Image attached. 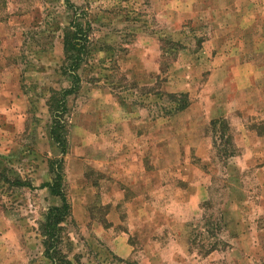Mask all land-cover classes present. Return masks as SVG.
<instances>
[{
    "label": "rangeland",
    "instance_id": "rangeland-1",
    "mask_svg": "<svg viewBox=\"0 0 264 264\" xmlns=\"http://www.w3.org/2000/svg\"><path fill=\"white\" fill-rule=\"evenodd\" d=\"M57 179L71 264H264V0H0V264H54Z\"/></svg>",
    "mask_w": 264,
    "mask_h": 264
},
{
    "label": "trees",
    "instance_id": "trees-1",
    "mask_svg": "<svg viewBox=\"0 0 264 264\" xmlns=\"http://www.w3.org/2000/svg\"><path fill=\"white\" fill-rule=\"evenodd\" d=\"M71 29V28H70ZM81 29H79V31L77 32H72V34H69L70 32H68L64 38H63V43H64V54L65 57H67V59L71 60L73 58V66L70 67L71 69H74V71L76 70V67L80 66L81 63L83 62V59H85L86 57L82 56L80 57L79 53L77 56L75 55H68L69 52V48H76L78 41L80 40V33ZM69 34V35H68ZM68 74V73H67ZM70 76H74V73H69ZM72 76V77H73ZM76 77V75H75ZM79 77H76V79L78 80ZM73 92V89H63L61 91H56V93H61L60 94V98H58L56 100L55 106L57 107L54 110V115H53V121H54V125L51 129V137L52 139L55 141V143L57 144L58 148L60 149L61 153H66L67 151V139H66V135L64 132H61L63 129V124L64 122L62 121V116L67 104L64 101V98ZM59 164L62 162V159L58 160ZM60 174V173H59ZM60 179L55 180L53 183L49 184V187L51 189L52 194L56 195V196H60L61 198V205H57V206H53L49 208V211L47 213V217H46V222H45V235L47 237L48 243L50 244L49 248H48V253L49 255L54 254L53 258V262L54 264H63L65 262V264H71L70 261H66V259H63L61 257L57 256V251H56V246H57V241L60 238L59 235H57V232L60 230L61 228V224L64 222L65 218H66V212L69 209V204L67 202V199L62 191V189H60ZM67 209V210H66ZM65 210V212L63 211Z\"/></svg>",
    "mask_w": 264,
    "mask_h": 264
}]
</instances>
